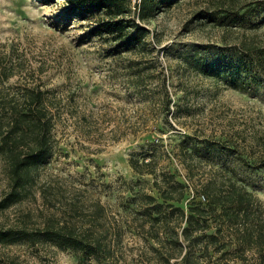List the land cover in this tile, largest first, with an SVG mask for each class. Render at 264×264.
<instances>
[{"label":"rangeland","instance_id":"obj_1","mask_svg":"<svg viewBox=\"0 0 264 264\" xmlns=\"http://www.w3.org/2000/svg\"><path fill=\"white\" fill-rule=\"evenodd\" d=\"M137 5L131 1L129 16L148 32L126 47L91 34L105 13L66 22V0H0V57L14 72L3 91L37 85L54 123L53 156L27 195L0 210V227L63 225L101 235L105 258L90 264H178L173 242L183 240V222L172 203L199 199L195 187L227 168L264 207V80L231 74L227 63L220 74L204 70L231 52L264 50V12L246 26L203 16L264 7V0H177L149 20ZM131 156L150 161L156 174L135 171ZM171 172L188 195L179 198L184 188L176 184L158 221L145 194L160 201L153 184ZM8 190L0 158V198ZM79 256L39 235L0 242V264H78ZM227 259L215 252L204 262L237 263Z\"/></svg>","mask_w":264,"mask_h":264},{"label":"trees","instance_id":"obj_2","mask_svg":"<svg viewBox=\"0 0 264 264\" xmlns=\"http://www.w3.org/2000/svg\"><path fill=\"white\" fill-rule=\"evenodd\" d=\"M50 4L54 0H38ZM68 22L77 17L88 20L99 13L107 17L98 19L91 29L92 35L110 36L121 41L123 46L131 47L142 42L148 29L131 18V0H66ZM177 0H141L138 3L140 18L149 20ZM264 7L226 9L225 12L213 11L205 14L206 18L218 24L246 26L259 19ZM213 48V47H212ZM210 49V48H209ZM209 49H206L209 51ZM211 50V49H210ZM217 50V48H213ZM217 54V51H214ZM231 54V55H230ZM226 59H212L204 67L208 74H220L229 64L231 74L243 73L249 82L264 80V50L257 52H231ZM229 56H231L229 58ZM224 58V57H223ZM226 64V65H227ZM14 72L9 70L0 57V158L3 160L9 180V190L0 198V210L23 199L35 181L41 165L46 164L54 154L53 119L49 115V103L46 91L36 86H24L20 93L8 96L3 91L5 84ZM131 166L139 173H155L150 161L131 156ZM264 167L263 165H259ZM259 167V168H260ZM227 175L211 177L196 188L199 199L189 200L185 204L172 203L179 209L183 225L180 240L175 235L174 248L178 250V264H210L204 258L212 253H219L227 261L225 264H264V207L258 194L247 183L241 181L233 169L227 168ZM230 171V173L228 172ZM160 183L156 180L154 188L161 197L157 202L154 195H147L153 203L152 215L158 221H165L162 206L168 200L176 199L172 189L181 185L182 196L188 195L187 184L182 185L175 173ZM175 180V181H174ZM175 182V183H174ZM179 198H177L179 200ZM177 204V205H175ZM173 212V211H171ZM37 235L51 240L63 249L80 253L78 264H90V258L100 261L105 258L106 244L101 235L79 234L75 228L53 225L43 229L29 230L15 227H0V242L18 239H34ZM175 256V255H172ZM177 257V256H176ZM212 264H218L213 261Z\"/></svg>","mask_w":264,"mask_h":264},{"label":"built area","instance_id":"obj_3","mask_svg":"<svg viewBox=\"0 0 264 264\" xmlns=\"http://www.w3.org/2000/svg\"><path fill=\"white\" fill-rule=\"evenodd\" d=\"M131 1H133L134 2V4L136 3H139L141 0H131Z\"/></svg>","mask_w":264,"mask_h":264}]
</instances>
